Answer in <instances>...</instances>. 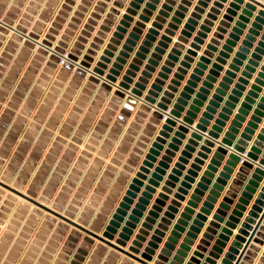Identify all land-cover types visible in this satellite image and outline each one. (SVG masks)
Listing matches in <instances>:
<instances>
[{"label":"crops","instance_id":"crops-1","mask_svg":"<svg viewBox=\"0 0 264 264\" xmlns=\"http://www.w3.org/2000/svg\"><path fill=\"white\" fill-rule=\"evenodd\" d=\"M99 1L102 5H98ZM254 1L257 3L251 0H244V3H234L233 0H74L65 10L66 15L60 16L52 47L36 60L40 43L52 24L57 22L65 0H3L0 5V89L2 84H9L6 81L9 74L15 77L8 85L10 89H4L6 94L0 102V120L4 110L9 108L8 103L18 84L28 68L33 66L32 62H36V72L18 104L19 108L14 110L15 115L5 128L1 142L11 133L10 128L14 126L17 115L21 114L24 102L40 76L46 73L50 79L46 86L41 87L43 91L38 93L34 110L14 141L12 150H16L28 134L31 140L26 160L33 148L45 138L36 167L38 170L56 139L65 140L57 148L51 172L60 168V162H65L66 167L63 168L66 173L54 193L56 197L72 169L80 165L82 174L78 176L79 181L68 204L76 198L77 189L89 170H94L92 186L82 201L77 218L87 201L96 194L94 190L99 189L101 194H96L98 201L90 224L95 225L94 220L97 219L101 221L104 224L100 231L102 234L121 208L120 204L125 202L126 192L134 185L135 195L130 198L131 202L126 203V215L122 216L124 220L115 236L120 238L124 234L129 238L126 249L137 241L140 249L137 256L141 257L156 230H160L157 247L152 249L155 253L149 261L151 264H188L195 252L198 253L195 256L197 261L191 264H237L251 238L239 264H264V165L261 164L264 161V16L258 15L260 10H264V0ZM233 3L235 5L231 7ZM246 3L254 4L256 8H247ZM76 12L80 14L78 17ZM93 13L96 14L94 17ZM24 15L27 16V24L23 26L25 33L16 32ZM4 20H11L13 25L3 24ZM86 25L90 29H85ZM35 27L40 30L39 39L32 41L28 34ZM151 29L154 32L150 33ZM85 30V41L80 43L81 54L72 70L63 66L64 59V63H58L56 68L48 65L54 54L52 50L58 46L62 36L69 38L63 55L65 58ZM105 51L109 53L105 55ZM85 55L92 60L90 67L84 70L86 75L82 76L76 71ZM102 57L106 60L102 61ZM202 58L204 60L201 61ZM100 62L104 74L97 77L99 83L90 82L89 77L93 76L92 71ZM13 66L18 70H13ZM128 71L131 72L129 75ZM107 75L114 76L115 82L107 83ZM126 76L128 80L125 81ZM157 79L159 88L153 91L154 101L145 102ZM122 82L124 87L119 86ZM106 83L108 89L102 86ZM117 92L120 95L117 96ZM163 98L170 102L167 111L157 107L166 104ZM179 98L183 100L179 117L168 129H163L168 119L166 114ZM188 112L193 116L189 117ZM155 113L164 117L159 119ZM186 117L191 121L184 122ZM202 118H205V123L200 122ZM32 123L35 124L33 128ZM198 125L202 126L201 130L197 129ZM231 127L234 137L230 145H226L222 142ZM30 129L33 133L28 132ZM162 131V140L158 142ZM195 133L198 137L193 138ZM239 140L244 144H239ZM257 142V159H250V166L245 167L246 156ZM155 143L157 147L153 146ZM236 146L245 149L238 161L230 159V155L236 152ZM151 150L156 152L151 153ZM85 151L90 154L88 157L83 155ZM148 155L154 159L148 161V172L141 179L137 173ZM96 158L101 161L95 163ZM93 164L98 167L93 169ZM193 164L197 167L193 168ZM109 166H112L111 175L102 181ZM241 168L244 170L240 171ZM258 168L262 172H257ZM222 172L225 176H221ZM154 174H159L160 178L156 180ZM135 179L141 184H135ZM151 180H156V184H151ZM146 187L151 189L148 191ZM161 193L167 197L159 198ZM142 198L144 202H141ZM225 198H228L226 207L221 209L220 204ZM173 201L177 202L176 211L168 209ZM191 202L192 206L189 205ZM140 204L142 207L138 208ZM154 206L158 215L149 217ZM187 207L192 211L187 213L188 218H184L182 215ZM135 210L139 215L133 213ZM219 210L220 219L216 220L213 217ZM167 213L172 216H166ZM199 214L202 219L198 218ZM130 216H134L136 221L130 220ZM148 217L146 235L137 239ZM180 220L185 224L181 225L182 231H177L175 226ZM128 221L133 225L131 234L122 231ZM240 230L246 233L242 235L243 240L237 241ZM189 232L192 235L189 236ZM80 233L85 235L82 231ZM186 239L191 243L188 244ZM169 241L174 242L172 249L165 247ZM85 243L88 255L82 264H123L124 259L141 264L97 239L93 245ZM183 244L189 246L188 249L183 248ZM198 246L202 248L198 249ZM98 247L102 249L96 254ZM163 250H167L166 253Z\"/></svg>","mask_w":264,"mask_h":264},{"label":"rangeland","instance_id":"rangeland-1","mask_svg":"<svg viewBox=\"0 0 264 264\" xmlns=\"http://www.w3.org/2000/svg\"><path fill=\"white\" fill-rule=\"evenodd\" d=\"M40 54L35 59H39ZM19 64L18 61H16ZM20 65V64H19ZM31 67L28 68V72L22 78L20 84H18L17 90L14 96L11 97V102L8 103V107L4 110L0 120V179L12 186L17 187L24 193H29L38 200H46L48 204L52 206L56 199L60 197V193L63 192V187L67 186L69 191H65L66 204L64 210H68L70 205H75L80 211V207L83 205L82 201L85 200V195L89 193L91 188V182L93 181L92 174L90 181V187L87 192L79 191L82 187H78V193L75 194L74 199L68 204L70 194L73 193V188L76 187V182L79 181L78 176L80 172V165H76L79 173L75 175L73 173L68 176L64 184L61 186V190L55 197L54 193L60 186V181L63 180L65 162H60V168H55L54 172H51L54 167V161L56 160L57 148L61 143H65V140L56 139L52 147L49 148V152L45 155L38 170L36 167L40 160V154L45 146L42 141L38 146L33 148L32 153L29 154L25 160V155L28 152L30 136L26 134L20 145L16 147V150H12L15 146L14 141L18 139V135L21 133V129L24 128V123L28 121V117L31 116V111L34 110V106L37 103L39 92L43 91L41 87L47 85L49 80L48 74H42L37 81V85L34 86V90L31 91L30 97L24 102L23 107L20 109V115H17L16 121L13 123V127L10 128L11 133L2 142V134L5 132V128L8 127V123L12 121V117L15 115L14 110L18 109V104L21 103V99L24 97V93L28 91V86L31 85V80L34 79V73L36 72L34 66L36 62H32ZM52 67V66H51ZM13 70H18L17 66L12 67ZM14 74H9V78L6 79L8 85L13 83L12 78ZM48 77V78H47ZM59 78V77H58ZM2 84L0 89V102L3 101V95L6 94L4 89L9 90L10 86ZM22 86V88L20 87ZM0 107H2L0 105ZM35 127V124H31V128ZM33 133L32 129L28 131ZM28 141V142H27ZM66 160V156L63 157ZM25 160V162H23ZM47 162V163H46ZM75 169V168H74ZM49 174L50 177H49ZM71 175L76 176V180L70 178ZM70 180L74 186L67 185V181ZM89 182V181H88ZM98 192H95V191ZM96 194H101L99 189H95ZM96 194L91 197V200L87 201L84 206L83 212L91 214L95 212L94 207L97 206L98 201ZM51 195L53 196L51 198ZM93 203V204H91ZM87 207L93 209L94 212L90 213L86 210ZM81 233L70 224L58 219L52 214L45 212L43 209L27 201L26 199L16 195L8 189L0 186V264H82L85 260H80L77 256L81 253L79 248H84L86 241L81 238ZM99 246V245H98ZM98 247L95 253L98 254L101 250Z\"/></svg>","mask_w":264,"mask_h":264},{"label":"water","instance_id":"water-1","mask_svg":"<svg viewBox=\"0 0 264 264\" xmlns=\"http://www.w3.org/2000/svg\"><path fill=\"white\" fill-rule=\"evenodd\" d=\"M2 1L3 0H0V5L2 4ZM73 1L74 0H65V3L63 4L62 9L59 11V16H57V18H56V21L57 22H54L52 24V28H50L48 34H46V36H45V39L40 43V47L41 48L38 49V51H37L38 54H40V55H42V54L44 55L45 54L46 55L48 53L47 51L50 49V47H52V41L56 39L55 38V35L57 34L56 29L59 26L58 25V22L61 19L60 16L66 15L65 14V10L69 9V5L72 4ZM251 1L254 2V3H257L254 0H251ZM233 2L234 3H244V0H233ZM33 3L34 2H31L30 5H33ZM201 3H202V1H199V4H201ZM234 3L231 4L230 6L231 7L234 6L235 5ZM133 4L134 3H132L131 5H133ZM98 5H102V2L99 1L98 2ZM47 7H49V5H47ZM246 7L247 8H251V9L252 8L253 9L256 8V6L254 4H251V3H246ZM0 10H1V8H0ZM12 10H14V8H12ZM96 10H98V8H96ZM27 11H29V9ZM129 11L130 10H127V12H129ZM44 12H46V10H44ZM9 15L11 16L12 14H9ZM75 15L78 17L80 14H79V12H76ZM95 15L96 14L93 13L92 14V17H94ZM258 15L260 17L264 16V10H260L259 13H258ZM42 17H40V18H42ZM224 18H226V17H224ZM26 19H27V16L24 15V18H23V20H21L20 25H18L16 27V29H15L16 32L25 33V28H23V26L27 24ZM258 19H260V18H258ZM72 20L73 21H76V18H73ZM91 22H92V20L90 19L89 20V23H91ZM2 23L5 24V25H7V26H9V27H11L13 25V23H12L11 20H4V21H2ZM121 23H124V22H121ZM222 24H223V22H222ZM38 25H40V22H38ZM154 25L155 24H153V26ZM72 26L73 25L70 24V27H72ZM85 29H90V26L89 25H86L85 26ZM118 29H120V27H118ZM0 31H2V29ZM86 31L87 30L83 31L82 36H80L78 38V42L75 43V46L71 49V51L67 54V56L65 58H63L64 57L63 55L66 53V48L68 47L67 46V43L69 41V38H67V36H62V38H61L62 40L58 42V46L56 48H54V50H52L54 54L50 57V62H48V65L56 68L57 65H58V63H60L61 60L64 59L66 62L63 64V66L66 69L72 70L74 68L73 64L76 61H78V56L81 54L80 49L82 48V45L80 43L83 42V41H85V39L83 37H84V35L87 34ZM39 32H40V30L37 27L33 28V32H31L30 34H28V39H30L32 41H37L39 39ZM149 32L152 33V32H154V30L151 29ZM66 33H69V30H66ZM147 37L149 38L150 35H147ZM13 38H16V37L13 36ZM111 41H114V40L112 39ZM144 43L147 44L146 41H144ZM94 46L95 45H92V47H94ZM90 52H92V51L89 50V53ZM108 53H109L108 51H105L104 52L105 55H107ZM37 57L38 56H36V58ZM170 57L172 58V56H170ZM91 60H92V58L89 55H85L84 56V60H82L80 62V64H79L80 65V69L77 70L76 73L79 74V75L85 76L86 73H85L84 70L85 69H88L90 67V61ZM101 60L102 61L103 60H106V58L105 57H102ZM202 60H204V58H202L201 61ZM166 64H168V62H166ZM102 66H103V64L100 62L98 64V67L97 68H94V70L92 71L93 76H90L89 77V81L90 82H93V83H99L100 82V80L97 77L102 76L104 74L102 72V70L100 69V67H102ZM112 72H115V71H112ZM130 73L131 72L128 71L127 72V75H129ZM159 76H162V74H160ZM105 79H106V82L107 81L115 82V78L112 75H107ZM124 80L125 81L128 80V76L124 77ZM158 81L159 80L157 79L156 80V83L153 84V86L151 88L152 90L149 92V96H147L145 98V100H144L145 102L152 103L154 101V98H152V96L154 95V92L153 91L155 89L158 90V88H159L157 86V82ZM107 83L106 84H102V86L104 88H107L108 89L109 86H108ZM119 86L120 87H124L125 86L124 82H122ZM20 87L22 88V86H20ZM137 87H141L140 84H137ZM133 93H136V92H133ZM116 95L117 96L120 95V92H117ZM129 101H131V100H129ZM162 101L166 102V104L165 105L164 104H159V105H157V107L160 108V109H163L164 111L169 110V107H168V104L170 103L169 100H167L166 98H163ZM181 104H183V100L181 98H179L176 101V103L174 104L173 108L170 109V112L168 114H166L168 116V119L166 120V124L163 126V129H168L170 127V125H173L174 124L173 120L175 118H178L179 117V115H180L179 113L182 110ZM126 106H128V104H126ZM191 109L193 110L194 107H191ZM209 109L210 108H208V110ZM107 112H108V110H107ZM187 115L189 117H192L193 116V113L192 112H188ZM155 116L157 118H159V119H161V118L164 117L163 114H158V113H155ZM206 116H207V114L204 115V117H206ZM154 121H156V120H154ZM188 121H191V120H190V118H187L186 117L184 119V122H188ZM200 122L201 123H205L206 122L205 121V118H202L200 120ZM200 127H202V126L201 125H198L197 129H200L201 130ZM215 128L216 127H214V129ZM232 130H234V129L231 127L229 129V131L226 133L225 138H224V140H223L222 143H224L226 145H230L231 139L234 137L231 134V131ZM262 133H264V130L262 131ZM163 134H164V132L162 131L160 133V137H158V139H157L158 142H160L162 140L161 137H162ZM192 137L193 138H196V137H198V134L195 133V134L192 135ZM243 137H244V135H243ZM261 137L262 136H259V138H261ZM59 140H62V138H59ZM190 142H192V141H190ZM239 144H244L243 140H239ZM257 145H258V142L255 143V146H253L251 148L250 152H248V154L246 156L247 161L244 162V166L245 167L246 166H250V164L248 162V161H250V159H252V160L257 159L256 158L257 157V153L259 152V150L257 148ZM153 146L154 147H157L158 144L155 143ZM188 147L189 146H187V148ZM86 148L89 149V146H87ZM234 151H236L237 153L236 152H233V154L230 155V159L238 161V160H240V157H241L240 154L243 153L245 151V149L243 147H241V146H236L234 148ZM155 152H156L155 150H151V153H155ZM83 155L88 157V155H90V154L85 151V152H83ZM82 159H84V158H81V160ZM152 159H154L153 156H151V155H148L147 156V161H145L144 162V166L140 168V172L137 173V177H139L141 179H144L145 178V174L148 172V170H147L146 167H148V165H150V163L148 161L149 160H152ZM164 159H167V157L165 156ZM182 160H183V158L180 159V161H182ZM100 161L101 160L99 158H96L95 159V163H98ZM261 164L264 165V161H262ZM97 167H98L97 164H93L92 165V168L93 169H96ZM177 167H179V164L177 165ZM192 167L194 168V167H197V166H196V164H193ZM111 169H112V166H109L108 167V170H106L104 172V174L106 176L101 179L102 181H106L107 180L106 177L109 176V175H111V173H110ZM243 170H244V168H241L240 169V171H243ZM157 171L160 172L161 170L158 169ZM257 172H262V170H260L258 168L257 169ZM73 173H75V175L78 174L79 173L78 169L77 168L73 169ZM94 173H95L94 170H89L88 175L85 177V179L87 180V182L84 181L82 183V187L79 188V191L87 192L88 188L90 187V181H92L91 175L94 174ZM221 176H225V174L222 172L221 173ZM153 177L156 180L158 178H160L159 174H154ZM70 178H72L74 180L77 179L76 176H74V175H71ZM185 179L187 180V179H189V177H186ZM156 180H151L150 183L154 185V183L156 184V182H155ZM204 181H206V180H204ZM134 183L135 184H141L140 180H138V179H135L134 180ZM66 184L67 185L74 186V184L72 182H70V180H68ZM183 185H185V182H183ZM0 186L8 189L9 191L15 193L18 196H21L22 198L26 199L27 201L33 203L34 205L38 206L39 208H41V209L45 210L46 212L52 214L53 216L57 217L58 219L66 222V223L70 224L71 226L75 227L76 229L84 232L85 235H81V238L84 239L86 242H88L90 245L95 244V240L97 239V240H99V241H101V242H103V243L111 246L112 248H114V249L122 252L123 254H125L128 257H130L131 259L138 261L141 264H151L149 261L152 260L153 254L155 253L154 250H152V249L157 247V243H158V240H159L158 239V235H160L162 233L160 230H156L155 236L152 237V241L148 243L149 247H147L145 249V252L141 253V257H139V256L136 255V254L140 253V249H139V245H138V242L137 241H133L132 242L133 245L132 246H129V248L126 249L127 239H129V238H127V236H125L124 234H121L120 235V238H116V236H115V234L117 233V228L121 226L120 222H122L124 220V218H122V216L123 215H126V210L125 209L128 208V206L126 205V203L127 202H131V199L130 198L135 195L133 193V191L136 190V187L134 185H132L130 187L131 190H128L126 192L127 196H124V198H123V200L125 202H123V203L120 204L121 208H119L117 210V213L113 215V220L110 221V224L106 227V230L102 234H100V231H101V227L104 224H102V222L99 221L98 219L97 220H94L95 225L90 224V219H92V215L91 214H87L86 212H83L81 214V217L76 218V213L78 212L77 206L70 205L69 206V209L68 210H65L63 212L64 205L66 204V202H65L64 199H66V197H67L66 194H65V191H69V189H68L67 186L63 187V192L60 193V197L56 199V202L52 206H50L48 204L49 202H47L46 200H38L34 196L30 195L29 193H24L20 189H18L17 187L12 186V185L6 183L5 181H3L1 179H0ZM146 189L149 191L151 188L150 187H146ZM164 191H166V190H164ZM95 192H98V191L96 190ZM263 192H264V189H263ZM143 195L146 197L147 196V193L144 192ZM260 196H263V194H261ZM52 197L53 196L51 195V198ZM166 197L167 196L165 194H163V193L159 194V198H166ZM176 197H178V196H176ZM227 200H228V198H225L224 201L220 204L221 209L226 207ZM144 201L145 200L142 198L141 199V202H144ZM158 201L159 200H157V202ZM258 201H260V200H258ZM176 203L177 202L173 201L172 202V205L169 206L168 209L170 211H176V209H177L176 208ZM91 204H93V203H91ZM105 205L108 206V203L106 202ZM189 205L192 206V202L189 203ZM205 205L208 206L209 204L206 202ZM137 206H138V208H141L142 207L141 204L140 205H137ZM255 207L256 206H254L253 208H255ZM86 210L89 211L90 213L94 212L93 209L90 208V207H87ZM101 211L107 212V210L104 209V208H101ZM185 211L186 212L182 216L184 218H188L187 213H190L192 210L187 207V208H185ZM202 211H205V209H202ZM220 211L221 210H219L218 213L216 215H214V217H213L214 219H216V220L220 219L219 216H218L219 213H220ZM133 213L136 214V215H139L137 210H135ZM252 214H253V212H250V215H252ZM157 215H158L157 208H156V206H154L152 208V210L149 211V217L150 216H157ZM170 215L172 216V214H168V213L166 214V216H170ZM98 216H101V215L99 214ZM149 217L146 218V221L147 222H145L142 225L143 228L139 230V233L140 234H138L136 236L137 239H141L143 237V235H146L145 229H148L149 228V225L147 224L150 221V218ZM198 218H201L202 219L203 217L199 214L198 215ZM263 218H262V220H263ZM129 219L132 220V221H136V218H134V216H130ZM194 223L196 224V223H198V221H195ZM184 224L185 223L182 220H180L179 221V224H177L175 226V229L177 231H182L183 228H182L181 225H184ZM126 225L127 226L123 227L122 231L124 233H126V234H131L132 233V227H133L132 223L128 221V222H126ZM259 225L257 226V229H258ZM245 226L246 225H244V227ZM160 228L162 229V225L160 226ZM191 229L193 230L194 227H191ZM210 229L211 228H208V230H210ZM257 229H256V231H257ZM239 232H240V234L236 237V240L237 241L243 240V238H242L243 236L242 235H244L246 233L244 230H240ZM173 235H176V232H173ZM188 235L189 236L192 235L191 232H189ZM251 241H252V238L247 241V246H246V248L244 247L243 253L240 254V259L238 260V263L237 264H239V262L243 258L244 253L247 250V248L249 247ZM186 242L188 244H190L191 243V240L190 239H186ZM202 242H204V240H202ZM237 244H238V242H235V245H237ZM173 245H174V242L169 241V242H166L165 247L168 248V249H172L174 247ZM150 247H152V248H150ZM182 247L185 248V249L186 248L188 249L189 246L183 244ZM200 248H202V246H198V249H200ZM78 251L81 254L78 255L77 257L80 260H84L85 256L88 255V251L85 248H79ZM166 251L167 250H163V253H166ZM197 254H198L197 252L194 253L195 256H197ZM228 255L230 256V254H228ZM195 256H193L191 258V260H190V262L188 264H191L192 262L197 261V258ZM159 258L162 259V260H164V257L163 256H159ZM123 261H124L123 264H133V262L131 260H129V259H124ZM225 261H226V259L224 260V262Z\"/></svg>","mask_w":264,"mask_h":264},{"label":"bare ground","instance_id":"bare-ground-1","mask_svg":"<svg viewBox=\"0 0 264 264\" xmlns=\"http://www.w3.org/2000/svg\"><path fill=\"white\" fill-rule=\"evenodd\" d=\"M258 6H259V4H258ZM263 9V8H262ZM2 19H4V18H2ZM0 20H1V18H0ZM261 31V30H260ZM15 33V32H14ZM48 78V77H47ZM11 185V184H10ZM21 197V196H20ZM45 211V210H44ZM46 212V211H45Z\"/></svg>","mask_w":264,"mask_h":264},{"label":"built area","instance_id":"built-area-1","mask_svg":"<svg viewBox=\"0 0 264 264\" xmlns=\"http://www.w3.org/2000/svg\"><path fill=\"white\" fill-rule=\"evenodd\" d=\"M61 62L64 63V60L62 59Z\"/></svg>","mask_w":264,"mask_h":264}]
</instances>
